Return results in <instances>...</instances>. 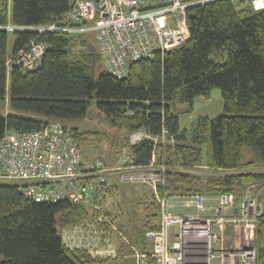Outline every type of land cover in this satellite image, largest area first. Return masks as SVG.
Here are the masks:
<instances>
[{
  "label": "trees",
  "instance_id": "1",
  "mask_svg": "<svg viewBox=\"0 0 264 264\" xmlns=\"http://www.w3.org/2000/svg\"><path fill=\"white\" fill-rule=\"evenodd\" d=\"M71 8L70 0H0V99L9 92L10 109L0 113V139L7 130L24 134L57 121L69 128L84 153L94 142L114 140L69 126L86 119L95 104L111 128L126 134V156L134 165L149 166L156 146L154 166L166 168L165 183L158 186L162 197L241 196L248 187L264 188V9L255 10L251 0H218L190 9L186 43L134 63L125 79L104 72L93 34L19 31L12 57L33 39L48 48L36 70L8 71L9 34L3 28L58 24ZM215 88L222 92L224 114L200 116L183 127L178 105L209 99ZM139 131L150 138L130 146L131 135ZM203 167L211 173L200 174ZM121 186L117 201L120 194L127 201ZM133 187V199L127 205L108 203L106 215L121 231L135 224L136 244L147 253L141 264H157L146 232L160 229L161 207L150 185ZM259 197L263 210L256 229V264H264V193ZM92 218L84 206L37 203L18 187L0 183V264H137L131 244L121 236L116 258L93 257L64 243L63 226Z\"/></svg>",
  "mask_w": 264,
  "mask_h": 264
},
{
  "label": "built area",
  "instance_id": "2",
  "mask_svg": "<svg viewBox=\"0 0 264 264\" xmlns=\"http://www.w3.org/2000/svg\"><path fill=\"white\" fill-rule=\"evenodd\" d=\"M214 1L218 0H70L72 8L58 24L18 28L41 35L93 34L104 72L125 79L134 63L185 44L190 38L189 10ZM251 3L255 10L264 9V0ZM47 48L46 43L31 40L9 60L8 71L13 67L22 72L36 70ZM146 138L150 136L145 132H135L130 146ZM159 140L155 138L154 143ZM156 152L155 146L147 167L134 165L127 156L124 167L107 166L100 158L84 155L69 128L51 121L29 133L6 131L0 139V183L18 187L24 197L37 203L66 201L90 209L91 220L73 231L61 230L63 241L93 257L109 258L118 256L109 240L117 228L106 215V203L118 200L119 184H147L161 207L160 229L146 232L157 264H214L216 258L218 264H256V229L263 210L256 186L248 187L241 196L162 197L158 186L165 183L166 168L154 166ZM174 208L180 212L172 211ZM76 236L83 243L77 244ZM135 256L137 264L147 259L145 252Z\"/></svg>",
  "mask_w": 264,
  "mask_h": 264
},
{
  "label": "rangeland",
  "instance_id": "3",
  "mask_svg": "<svg viewBox=\"0 0 264 264\" xmlns=\"http://www.w3.org/2000/svg\"><path fill=\"white\" fill-rule=\"evenodd\" d=\"M8 34H9L8 60H11L13 49L16 42V34L13 30H8ZM93 36H94L93 37L94 43L96 46H98L96 37L95 35ZM9 110L10 109H9V92H8L5 99H0V113L6 114ZM178 110L181 112L180 121L183 127H190L191 124L195 122L197 118L200 116H208L210 118L218 117L224 114V100H223L222 92L219 88H215L214 90H212L209 99H206L204 97H196L191 106L188 103L180 104L178 105ZM103 116L104 115L97 110L95 104H92L89 108L86 119L82 121L70 122L69 126L79 127L80 130L90 129V130L98 131L101 134H104L102 135L103 137L106 136V134L112 136L114 138L113 141L108 142L106 140L101 139V141L99 142L97 141L92 143L87 149H85L84 153L85 155H87V157H91V158L98 157L103 159L106 162L107 166H112V167L116 166L118 168L124 167L125 166L124 160L126 159L125 144H127L129 139L127 141L126 139L127 137L125 133L120 132L117 129L111 128L109 124H107V122L104 120ZM113 143H119V145L114 146ZM244 155L246 158H249L251 156V153L248 148L244 149ZM198 171L200 174L202 172L203 175H209L211 173L209 169H207L206 167L198 169ZM133 186H135V184H128V183L122 184L121 186V188L128 193L127 201L123 200V195L120 194L119 201H117V199L114 201L108 200L106 205H108V203L110 204L111 202L114 204H117L118 202L123 203V201L125 205H127L128 202L131 201L135 195ZM122 189L120 192H122ZM256 190L257 189L255 188V191ZM256 192L258 193V195H260L262 192L264 193V188H261ZM172 211L180 212V210H176L175 208L172 209ZM135 217L137 218V216H135L134 214V218ZM80 225L81 224H77L75 226H63L61 230L70 229L73 231L74 229L78 228L76 226H80ZM117 225H118L117 230L113 232L115 235H117L118 237L121 236L127 244L132 245L133 242L134 243L137 242L138 235L136 234V230H135L136 226H134L135 224H132L131 226H127V229L126 230L122 229V231L119 229L120 225L119 224ZM118 231H121L122 234L121 232L120 234H118ZM147 242L150 243L149 241ZM76 243L80 244L83 243V241L78 239L76 240ZM148 246L150 247V244ZM117 247L118 245L115 243V249L118 251ZM128 248H130V246ZM138 251H139L138 253H142L140 252V249H138ZM97 258H109V257L98 256ZM218 261H219L218 258L214 259V264H218Z\"/></svg>",
  "mask_w": 264,
  "mask_h": 264
},
{
  "label": "crops",
  "instance_id": "4",
  "mask_svg": "<svg viewBox=\"0 0 264 264\" xmlns=\"http://www.w3.org/2000/svg\"><path fill=\"white\" fill-rule=\"evenodd\" d=\"M202 173V172H201ZM79 236H76V240H78ZM123 239V238H122ZM109 240L110 242L113 244V246L115 247V243L118 245L117 248H119V245L121 243V241L119 240L118 236L115 235V234H110L109 236ZM137 243V242H136ZM136 243H132L131 245V250L133 251V254L136 255L139 251L138 249H140V252H145V249L142 248V246L140 244H136ZM138 248V249H137ZM143 249V250H142ZM151 249V248H150ZM118 253H119V250H118ZM127 253V252H126Z\"/></svg>",
  "mask_w": 264,
  "mask_h": 264
},
{
  "label": "water",
  "instance_id": "5",
  "mask_svg": "<svg viewBox=\"0 0 264 264\" xmlns=\"http://www.w3.org/2000/svg\"><path fill=\"white\" fill-rule=\"evenodd\" d=\"M96 1H98V0H96ZM3 29L6 30V31L9 30V28H7V27H6V28H3ZM13 31H14V32H19V31H22V30H21L20 28L14 27V28H13Z\"/></svg>",
  "mask_w": 264,
  "mask_h": 264
},
{
  "label": "bare ground",
  "instance_id": "6",
  "mask_svg": "<svg viewBox=\"0 0 264 264\" xmlns=\"http://www.w3.org/2000/svg\"><path fill=\"white\" fill-rule=\"evenodd\" d=\"M11 30H13V28H10Z\"/></svg>",
  "mask_w": 264,
  "mask_h": 264
}]
</instances>
